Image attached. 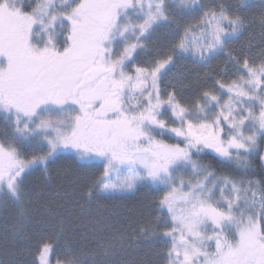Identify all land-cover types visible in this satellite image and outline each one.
<instances>
[{
	"label": "snow or ice",
	"instance_id": "obj_1",
	"mask_svg": "<svg viewBox=\"0 0 264 264\" xmlns=\"http://www.w3.org/2000/svg\"><path fill=\"white\" fill-rule=\"evenodd\" d=\"M248 7L245 0L235 11L223 0H36L27 7L0 0V212L11 218L13 236L26 237L41 212L27 178L48 176L70 153L88 172L82 194L89 203L142 187L164 192L153 205L155 227L140 229L142 237L162 231L163 264H264V53L257 64L227 49L252 27L242 14ZM197 12L196 25L177 23L170 52L138 61L159 28ZM259 24L264 30V12ZM221 53L231 70L206 79L190 100L163 84L177 57L208 64ZM204 149L236 172L199 163L194 156ZM256 160L258 179L239 174ZM57 227L62 232L63 222ZM137 246L117 233L96 246L100 259L69 246L56 264H112L104 258L117 247ZM54 252L40 240L33 264H52Z\"/></svg>",
	"mask_w": 264,
	"mask_h": 264
},
{
	"label": "trees",
	"instance_id": "obj_2",
	"mask_svg": "<svg viewBox=\"0 0 264 264\" xmlns=\"http://www.w3.org/2000/svg\"><path fill=\"white\" fill-rule=\"evenodd\" d=\"M32 0H25L24 5ZM208 6L218 5L221 0H201ZM235 11L241 4V0H223ZM247 3V2H246ZM250 7L243 9L242 14L253 19L250 30L236 41L227 45V49L233 54L247 57L257 64L264 53V35L259 23V14L264 12L261 5L255 1L248 3ZM201 13L188 15L177 14L171 26L159 28L149 43L150 51L141 53L137 59L146 63L149 59L170 52L175 39L177 23L183 27L196 25ZM252 38L249 39V36ZM226 57L223 53L214 57L208 64L193 63L189 57L176 58V64L171 68L163 84L169 82L175 84L178 98L190 100L197 88L205 84L206 79L214 80L231 70V65L226 68ZM166 142H174L166 140ZM194 159L204 165H212L218 174L235 173V165L230 166L220 158L209 153L205 149ZM259 160L253 162L249 174L241 172L245 179L256 178L261 175L258 167ZM91 171H96L92 169ZM254 173V176H251ZM87 170L79 166V162L71 155L64 153L62 159L50 166L48 176L40 171L33 172L26 180L33 190L34 199L41 212L37 216L38 223H34L26 237L15 238L11 232V218L5 217L0 212V262L3 264H33L36 260V247L40 240L50 241L55 247L51 255L52 264H56L58 256L63 259V253L69 246L75 249L88 248L96 251L97 259L101 258V250L96 246L111 242L117 233L139 241L141 228L155 227L158 210L153 207L163 191L142 187L135 194H130L116 199L92 200L86 199L83 192V184ZM83 205V207H81ZM258 212L259 207L256 208ZM166 214V213H165ZM63 222V231L57 227ZM170 222V221H169ZM161 230H157L154 238H148L136 243L137 247H126L120 250L117 247L114 254L104 258L112 264H163L159 253L164 249V243L159 239ZM85 259H91L86 256ZM38 264V261H37Z\"/></svg>",
	"mask_w": 264,
	"mask_h": 264
},
{
	"label": "rangeland",
	"instance_id": "obj_3",
	"mask_svg": "<svg viewBox=\"0 0 264 264\" xmlns=\"http://www.w3.org/2000/svg\"><path fill=\"white\" fill-rule=\"evenodd\" d=\"M24 1L25 0H20V2L24 5ZM253 1H255L256 2V4H258V5H261L262 4V0H245V2H247V3H251V2H253ZM36 2V0H32V1H28L26 4H25V6L27 7V6H30V5H34V3ZM174 2H176V3H178V0H169V3H174ZM28 10L30 11L31 10V8L30 7H28ZM258 25H259V23H257ZM245 34V33H244ZM243 34V35H244ZM242 35V36H243ZM241 36V37H242ZM250 38H252V35H250L249 36V39ZM63 39V37H61V40ZM234 41H236V40H234ZM190 58V57H189ZM206 151H208L209 153H211V154H213L214 156H216V154L215 153H213L211 150H209V149H205ZM66 154H70V153H66ZM217 157V156H216ZM219 158V157H218ZM221 159V158H220ZM189 172H191V169H189ZM186 179H187V177H186ZM127 195H130V194H126L125 196H127ZM259 207V206H258ZM256 211L258 212V210L256 209ZM155 236H152V235H149V236H147V237H141V239L139 240V241H136L135 243H138V242H143V241H145V240H147L148 238H154Z\"/></svg>",
	"mask_w": 264,
	"mask_h": 264
}]
</instances>
